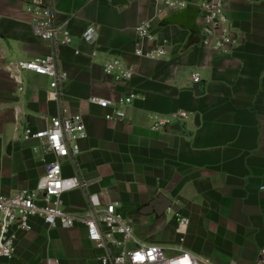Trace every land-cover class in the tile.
Here are the masks:
<instances>
[{"label": "crops", "instance_id": "1", "mask_svg": "<svg viewBox=\"0 0 264 264\" xmlns=\"http://www.w3.org/2000/svg\"><path fill=\"white\" fill-rule=\"evenodd\" d=\"M28 1L0 0L3 196L35 189L53 158L41 141L24 138L26 128L43 129L58 113V103L45 94L49 77L23 72L19 84L7 69L12 60L50 51L32 32ZM187 1L184 9L157 14L155 0H51L57 21H67L72 36L58 48V58L67 74L64 105L69 114L81 115L86 128L78 168L88 191L102 204L116 203L146 244H175L210 264H254L264 246V0H226L235 40L227 51L200 45L198 0ZM146 19L157 40L166 42L161 59L133 53L135 27ZM89 26L95 29L92 43L82 39ZM112 59L131 67L128 79L104 75ZM192 73L199 74L198 82ZM130 94L122 120L108 119L112 108L87 100ZM177 111L186 117L174 120ZM154 118L169 122L152 130ZM62 168L64 175L74 172L66 162ZM158 194L172 202L161 215L147 208ZM62 200L67 211H85L80 189ZM176 213L188 224H180ZM31 222L30 231H14V254L0 264H45L50 257L59 264H99L81 225L63 229L46 227L39 218Z\"/></svg>", "mask_w": 264, "mask_h": 264}, {"label": "built area", "instance_id": "2", "mask_svg": "<svg viewBox=\"0 0 264 264\" xmlns=\"http://www.w3.org/2000/svg\"><path fill=\"white\" fill-rule=\"evenodd\" d=\"M155 13L177 11L188 5L187 0H155ZM226 0H198L200 45L212 49L227 51L235 40L227 27L225 13ZM26 12L30 16L32 32L50 44V51L38 58L16 59L7 64V69L15 81L22 84L21 74L32 72L49 77L47 98L56 101L58 113L50 118L49 125L43 129L26 128L25 139L41 141L47 153L52 155L35 189H20L9 196L0 195V258H10L15 251L16 230L30 231L33 218L42 220L46 227L69 229L76 224L85 230L86 239L97 250L99 264H210L179 246L141 243L132 235L130 225L116 211V203L102 204L96 193L88 191L89 181L85 180L78 168L77 157L80 153V141L86 137L84 121L79 114H69L63 102V90L67 74L59 66L58 48L72 42L67 21L58 22L51 0H29ZM136 42L133 53L136 57L158 60L166 55L164 41H158L151 19L138 23L135 27ZM95 29L87 27L82 39L92 43ZM104 75L114 79H128L131 67L118 59L106 61ZM192 82L199 81V74H191ZM22 89V86L19 87ZM133 98L130 94L116 101L91 95L88 102L100 108H112L108 119H124L123 108ZM185 111L172 113L174 120L185 118ZM168 120L154 118L151 129L165 127ZM63 162L74 168L72 175L63 174ZM80 189L84 192L86 208L82 213L64 209L62 196L68 191ZM180 224L187 225L188 219L175 214ZM183 238H180V242ZM264 263V246L257 255L254 264ZM45 264H59L54 257L47 258Z\"/></svg>", "mask_w": 264, "mask_h": 264}, {"label": "water", "instance_id": "3", "mask_svg": "<svg viewBox=\"0 0 264 264\" xmlns=\"http://www.w3.org/2000/svg\"><path fill=\"white\" fill-rule=\"evenodd\" d=\"M172 205V202L164 197L162 194H158L154 199H152L147 208L149 210L153 209L157 215L165 213Z\"/></svg>", "mask_w": 264, "mask_h": 264}, {"label": "rangeland", "instance_id": "4", "mask_svg": "<svg viewBox=\"0 0 264 264\" xmlns=\"http://www.w3.org/2000/svg\"><path fill=\"white\" fill-rule=\"evenodd\" d=\"M169 215H170L169 217H172L171 214H169ZM124 221L127 222V223H129L127 220H124ZM129 224H130V223H129ZM131 231H132V229H131ZM132 235H133V237H134L135 239H137L139 242H141V243H145L144 240L138 238V237L135 235V233H134L133 231H132ZM159 245H163V246H174L175 244H171V245L159 244Z\"/></svg>", "mask_w": 264, "mask_h": 264}]
</instances>
